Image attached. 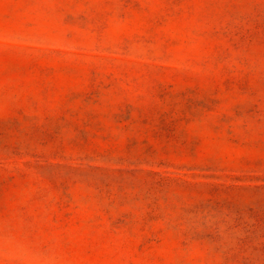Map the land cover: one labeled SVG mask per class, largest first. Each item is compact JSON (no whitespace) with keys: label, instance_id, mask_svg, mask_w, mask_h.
Masks as SVG:
<instances>
[{"label":"rangeland","instance_id":"obj_1","mask_svg":"<svg viewBox=\"0 0 264 264\" xmlns=\"http://www.w3.org/2000/svg\"><path fill=\"white\" fill-rule=\"evenodd\" d=\"M0 264H264V0H0Z\"/></svg>","mask_w":264,"mask_h":264}]
</instances>
